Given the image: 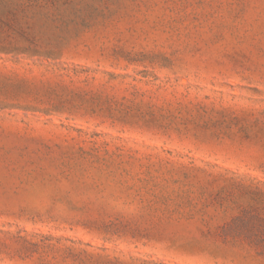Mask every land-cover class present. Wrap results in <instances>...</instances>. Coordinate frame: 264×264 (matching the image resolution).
<instances>
[{
    "label": "rangeland",
    "instance_id": "374dc122",
    "mask_svg": "<svg viewBox=\"0 0 264 264\" xmlns=\"http://www.w3.org/2000/svg\"><path fill=\"white\" fill-rule=\"evenodd\" d=\"M0 17V264H264L221 235L264 187V0Z\"/></svg>",
    "mask_w": 264,
    "mask_h": 264
},
{
    "label": "trees",
    "instance_id": "16d2710c",
    "mask_svg": "<svg viewBox=\"0 0 264 264\" xmlns=\"http://www.w3.org/2000/svg\"><path fill=\"white\" fill-rule=\"evenodd\" d=\"M12 24L10 21L0 20V31L10 29ZM6 38L0 40V52L14 51L10 48L11 42H5ZM26 52L35 55V51ZM244 190L250 195V202L240 207L239 212L221 227V235L224 239L244 241L255 250L257 255L264 256V187L255 184L245 187ZM81 253L83 252H78L76 255Z\"/></svg>",
    "mask_w": 264,
    "mask_h": 264
}]
</instances>
